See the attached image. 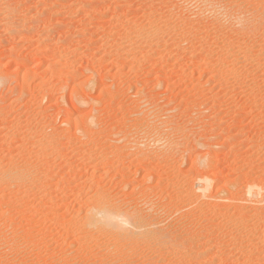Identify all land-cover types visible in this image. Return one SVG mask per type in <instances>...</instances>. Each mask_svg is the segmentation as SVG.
Listing matches in <instances>:
<instances>
[{"label": "rangeland", "instance_id": "obj_1", "mask_svg": "<svg viewBox=\"0 0 264 264\" xmlns=\"http://www.w3.org/2000/svg\"><path fill=\"white\" fill-rule=\"evenodd\" d=\"M0 264H264V0H0Z\"/></svg>", "mask_w": 264, "mask_h": 264}, {"label": "bare ground", "instance_id": "obj_2", "mask_svg": "<svg viewBox=\"0 0 264 264\" xmlns=\"http://www.w3.org/2000/svg\"><path fill=\"white\" fill-rule=\"evenodd\" d=\"M217 7H218V6H217ZM158 141H159V140H158ZM157 144H158V143H157ZM6 176H7V175H6ZM8 176H9V175H8ZM11 179H12V178H11ZM13 179H14V178H13ZM9 180H10V179H9ZM7 181H8V180H7ZM124 219H125V218H124ZM120 220H122V219H119V222H121ZM119 222H118V223H119ZM121 225H122V224H121ZM117 226H118V225H117ZM130 226H131V225H130ZM118 227H119V226H118ZM131 228H132V227H131ZM130 230H131V229H130ZM115 232H116V231H115ZM127 232H128V230H125V229H123V230L121 231V233H123L124 235H127V234H126ZM130 232H131V231H130ZM130 232H129V233H130ZM119 233H120V232H119ZM121 233H120V234H121ZM129 233H128V234H129ZM131 233H132V232H131ZM131 233H130V234H131ZM123 234H122V235H123ZM124 235H123V236H124ZM127 237H128V236H127ZM120 238H121V237H120ZM129 239H130V237H129ZM122 240H123V239H122Z\"/></svg>", "mask_w": 264, "mask_h": 264}]
</instances>
